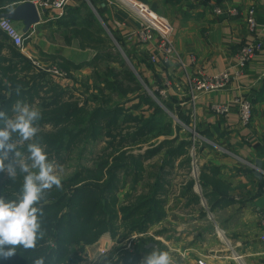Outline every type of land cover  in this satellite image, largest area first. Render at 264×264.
Segmentation results:
<instances>
[{
	"label": "trees",
	"instance_id": "obj_1",
	"mask_svg": "<svg viewBox=\"0 0 264 264\" xmlns=\"http://www.w3.org/2000/svg\"><path fill=\"white\" fill-rule=\"evenodd\" d=\"M27 1L30 0H0V14L9 13ZM88 3L86 0H79L76 5L70 3L56 22V29L66 41L76 40L82 48L96 50L87 63L48 55L46 60L53 66L44 68L22 55L0 31V112L4 113L0 127L14 116L13 108L17 103L29 104L41 112L40 119L34 122L37 128L34 137L24 140L17 133L12 134L9 142L15 147L8 153L9 158L19 153L20 157H25L24 163L31 165L27 145L39 143L48 153L50 162L65 163L80 147L107 139L91 165L80 164L71 175L61 178V187L53 186L42 194L39 203L43 236L36 246L31 249L17 246L16 254L0 260V264H35L39 258L44 259V264H81L86 248L105 235L118 242L127 241L110 252L107 264H141L153 251H168V247L156 239L158 234L152 235L149 230L167 217L168 175L177 161L181 167L191 165L188 152L192 140L183 139L178 133L174 136L170 113L148 93L121 54L110 53L117 49L116 43L123 47L125 40L110 22L104 0H88ZM124 51L131 57L129 50ZM108 59L116 60L118 66H103L102 61ZM134 60L132 57L131 61ZM139 62L145 61L140 59ZM148 67L150 72L156 70L149 63ZM53 68L59 70V74L54 73ZM140 75L168 111L176 109V102L180 105L165 80L155 88ZM161 90L167 91L166 96L161 95ZM246 97L254 106V100ZM37 100L38 105H35ZM145 105L147 109L143 110ZM179 105L178 118L189 127L191 111L178 108ZM176 129L181 128L176 126ZM196 132L215 141L197 126ZM202 147L213 148L205 142ZM159 155L160 162L146 164ZM9 158L3 160L5 167L0 169V197L15 200L21 195L26 173ZM8 165L15 169V176L5 171ZM200 171L199 183L210 210L226 207L232 201L228 196V182L218 176L219 171L214 167L202 166ZM194 183L193 180L188 182L182 197L188 195L189 203L198 204L192 189ZM263 188V184L259 186V190Z\"/></svg>",
	"mask_w": 264,
	"mask_h": 264
},
{
	"label": "crops",
	"instance_id": "obj_2",
	"mask_svg": "<svg viewBox=\"0 0 264 264\" xmlns=\"http://www.w3.org/2000/svg\"><path fill=\"white\" fill-rule=\"evenodd\" d=\"M37 1L39 0H30L37 6L40 16L38 24L32 25L25 32V25L22 21H13L25 35L26 40L32 42H26L22 51H27L28 53H26L34 58H37L38 55L44 58L48 55H59L74 63L89 62V57L88 59H81L82 57L74 59L70 53L57 52L47 41L42 40L44 39L43 34L47 30L56 29V22L61 17H56L40 3L37 5ZM139 1L148 3L154 11L161 15L164 14L173 22V40L184 65L173 62L167 70L164 69L165 66L161 65L156 69V72H152L161 76V80L169 81V91L176 94L181 108L189 109L194 115L198 129L215 140L213 142L208 140L216 146L215 148H200L198 161L201 167H214L219 171L218 176L228 182V196L232 199L226 207L212 211L214 216V221H212L207 218V214L203 216L207 212V208L210 210L209 202L203 195L200 183L201 197L194 183L192 189L198 197L199 203H189L190 196H188L187 201L183 198L178 206L186 202L185 207H187H184L186 212L189 210V205L191 208L195 206L202 208V211L197 209L199 215H194L192 216L194 219H191L194 226L197 224L194 234L198 241L195 239L194 245L198 244V246L185 247L182 242L185 240L178 239V241L180 240V242H176V245L179 246L178 251L183 255L188 251H193L196 257H205L204 260L207 264H235L231 251L240 253L248 264H263L264 226L261 224V216L264 215V191L263 189L259 190V186L264 185V0ZM78 3L79 0H73L71 5ZM251 5H254L257 10L260 26L257 35L263 43V48L237 77H233L227 87L211 93L197 92L193 105L189 98L188 77L195 75L198 69L204 70L206 74L214 75L235 63L238 49L252 39L245 22L247 8ZM216 7L223 9L232 7L238 13L216 14L214 11ZM108 10L111 23L113 20L127 22L125 28L116 29L125 40L126 35L136 24L132 23L123 12L112 10L110 7ZM139 48L146 49L142 45H139ZM134 55L140 56L136 51H134ZM235 71L236 69L232 68V74ZM152 72L151 75H154ZM242 94L254 100L253 116L247 126L242 123L236 105L233 103L235 97ZM222 102L230 105L227 117L217 115L211 110L212 104ZM257 161L262 164V169L259 172L256 170L257 167L254 169L249 165L257 166ZM202 200L205 201V205L202 204ZM223 211L227 216L218 222L216 216ZM176 212L185 221L186 216L180 210H176ZM170 220L167 214V217L157 225L165 224L167 231H170L172 223H174L171 220L170 225ZM202 222L204 225L208 222L210 224L208 223L205 227L201 225ZM220 223L228 233V252L225 250L226 245L220 241L215 242L214 237H211L214 235L216 238L214 225H221ZM184 228L175 227L179 235ZM182 236L184 237V234Z\"/></svg>",
	"mask_w": 264,
	"mask_h": 264
},
{
	"label": "rangeland",
	"instance_id": "obj_3",
	"mask_svg": "<svg viewBox=\"0 0 264 264\" xmlns=\"http://www.w3.org/2000/svg\"><path fill=\"white\" fill-rule=\"evenodd\" d=\"M86 2L88 3L87 0H86ZM88 5H89V3H88ZM162 15H164V14H162ZM99 19H100L101 25L103 27H105L106 25L104 24V22L101 20L100 17H99ZM168 19L170 20V18H168ZM107 32L110 36L112 35L111 33H109L108 30H107ZM43 38L44 39H42V40L47 41L54 48L55 51H57V52H63L64 51L65 53H70L74 59H76V58L79 59L81 57H82L81 59H83V58L88 59V57H89V59L91 61V59L93 58V56L96 52V50H94L91 47L82 48V46H80L76 40L73 41L71 39H69V40L67 39V41L69 42L68 43L64 39L62 32L60 30H58V28L51 30V31L47 30V32H45V34H43ZM26 42L29 43L30 41H28V39L25 40V45L27 44ZM30 43H32V42H30ZM115 45H116L117 49L116 50L115 49L110 50V53L115 54V52L118 51L121 54V57L124 59L125 63L127 64L126 66L129 68H131V67L133 68V69L131 68L132 71L135 73L137 78L140 79V81L143 83V86L145 89H147L148 93H150V95H152L154 100L157 103H159V105L166 112L170 113L169 115L171 116V119H172L173 130L175 131L174 136L178 133L181 138L186 139V140H192L194 137L193 134L195 135V133H197L196 132V122H195V118H194L192 112H191L192 123L190 124L189 127H187L185 124H183L184 122L178 118V112L179 111L177 112L176 109H177V105H179V104L176 102L175 103L176 109L172 112L168 111L163 106L161 99L158 98L157 95H155V93H153V90H151L149 87H147L145 85V81H144V79H142V77L140 75V73H141L143 75V77H145L153 85V87L159 88V86L162 84V82H161L162 77L158 76V74L154 73V72H152V74H154V75H151L150 68H149L150 66L148 67V63L150 65H152V67H155V69L160 68L161 64L151 63L149 61L148 52L146 50H141L139 48V45H140L139 43L126 44L125 42H123L122 43L123 47L119 43L118 44L116 43ZM123 48L125 50H129L132 53L131 57H128L126 55V52L124 51ZM120 49H122L123 51H121ZM134 51H136L138 54H140V56L135 57V55L133 54ZM26 52L22 51V49L20 51V53L22 55H26L28 57V59H30L34 64L40 63V65H44V68L53 66V65H50L51 61L46 60V58L40 57V55H38V57H37L38 59H37V58H34V56L33 57L30 56L29 54H27L28 52L27 53ZM4 53H7V51H4ZM132 57L135 59L133 62L131 61ZM140 59H142V61H145V62L140 63L139 62ZM126 60H129V62L131 63V66H129V64ZM102 65L103 66L104 65H110L113 67H117L118 63L116 60L108 59V60H103ZM87 72L89 74L91 73L90 71H87ZM155 72H156V70H155ZM77 74L80 75L81 73L78 72ZM81 75H83V74H81ZM161 95L166 96L163 94H161ZM76 96H78V95L76 94ZM35 105H38V100L36 101ZM178 108H181V106L179 105ZM145 109H147V105H145V107L143 108V110H145ZM179 116H180V113H179ZM176 126H178V127L180 126L181 129L177 130ZM46 128L50 129L49 127H46ZM183 129H184V131H183ZM198 140L199 141H197L198 146L196 148V153L199 155L201 145L204 144V142L205 143H210V142L208 141L209 139H207L206 137H204L202 135H201V139H198ZM106 141H107V139H101V140H98L95 142H90V144H88L86 147H84V146L80 147L79 149H77L74 152L72 158L67 160L65 163L53 162L52 164L54 165V170H55L56 174L60 178H65V177H68L69 175H71L76 170V168H78V166L80 164L91 165L94 157H96V155L102 151L103 147H105ZM210 144L214 148L216 147L214 144H212V143H210ZM190 147H191V145H190ZM188 151H189V149H188ZM221 153L224 155H227L223 152H221ZM9 156L10 155L8 154L7 158H9ZM188 156L191 158L190 151L188 152ZM9 159H10V162H14L17 165H20V162L25 161L24 156L20 157L19 155H16V154H14ZM160 160H161V157L159 155L155 159H153L152 161L147 162L146 164L150 165L153 163L160 162ZM191 161H192V158H191ZM178 162L179 161L176 162L174 170H172L170 175H168V180L170 183V186H169L170 190H169V193L166 195L167 201H168L167 205H166V207H167L166 212L168 214V217L172 221H174V223H172L170 231H167L166 226L164 224V225H157V226L151 227V229L149 230V233L152 235H156V233H157L158 235H156V239L163 241V243H165V245L168 247L167 252L170 256L171 264H197V259L199 257H196L193 254L194 253L193 251H188L187 254L183 255L182 253H180L178 251L179 246L176 245V242H180V240L178 241V239H181V240H185V241H182L185 247L188 246V248L189 247L193 248L194 246H198V244L194 245L195 244L194 241H196V240L198 241V238L196 239L197 236H196V234H194L196 229H197L196 228L197 224H195V226H194V224L192 223V220L194 219V218L192 219V216L199 215V211H196L197 209H200L202 211V208L200 206H195L194 208H191L189 205V210L186 212L184 210L186 202H184V203L180 204V206H178V204L183 200V198L186 201L188 199L187 198L188 195H186L185 197H182V191H183L184 185H186L185 183H188L191 180L194 181V179L192 178L191 173H190L191 172L190 171L191 165L186 166V167H181L178 165ZM5 171L8 172L7 166H6ZM200 173H201V171H200ZM199 176H200V174H199ZM123 195H124V192L121 193L120 197H122ZM176 210H180V212H182L183 215L186 216L185 221L183 220V218H181L182 216L181 217L179 216L180 214H176L177 213ZM226 216H227V214L223 211L222 213H220L216 216V219L218 222H221L222 220L225 219ZM171 220L169 223L170 225H171ZM208 223L204 225L202 222L201 225H204L205 227H207L206 225H208ZM178 226L179 227L180 226L185 227L183 230H181L180 235H179L178 231H176V229H175V227H178ZM219 226L222 227V224ZM152 229H155V230L153 231ZM224 230H226V229H224ZM121 233H122V230L119 231V234H121ZM160 233H161V235H159ZM225 233L228 237V233L226 231H225ZM183 234H184V237L182 236ZM211 237H214L213 239L215 240V242H218V241L222 242L219 238H217V237L215 238L214 235H211ZM104 242H106V243H104ZM125 243H127L126 240H124L122 242H118V240H114V239L110 238L109 235H105L98 242H96L95 244H92L91 246H88L86 248V252L84 254L85 259L81 262V264H107V262H109L108 258H109L110 252L119 249V247H121V245H123ZM223 245H227V244L223 243ZM107 246H108L107 250H105L104 252H101L102 251L101 248H103V247L105 248ZM204 258H201V259L204 260ZM233 261H235L234 262L235 264H248L245 257H242V259H241L242 262H239L238 260H233Z\"/></svg>",
	"mask_w": 264,
	"mask_h": 264
},
{
	"label": "built area",
	"instance_id": "obj_4",
	"mask_svg": "<svg viewBox=\"0 0 264 264\" xmlns=\"http://www.w3.org/2000/svg\"><path fill=\"white\" fill-rule=\"evenodd\" d=\"M72 1L73 0H39L37 1V5L40 3L41 6L50 10L56 17H62L65 14L67 6H69ZM104 2L106 3L107 8L110 7L112 10L123 12L132 23L136 24L126 35V44L139 43L144 46L146 48L145 50L148 52L149 61L153 64L169 66L173 62H179L184 65L181 57L178 55L173 40L174 25L167 17L154 11L148 3L139 0H104ZM214 11L216 14H222L224 12L229 14L238 13L237 10L232 7H229L228 9L216 7ZM245 22L247 31L249 35L252 36V39L238 49L236 60L233 65L229 67L227 66L222 72L214 75L206 74L204 70L198 69L195 75L188 77L187 84L189 86V95L193 105L197 92L211 93L227 87L233 77H237L263 48V43L257 35L260 26L257 19V10L254 5L247 8ZM112 24L115 29L125 28L127 26L126 21L113 20ZM0 31L7 36L8 40L14 47L20 50L24 48L26 37L14 25L13 21L4 17L0 18ZM192 60H194L193 57ZM232 68L236 69L234 74H232ZM53 72L59 74V71L55 68H53ZM165 82L169 88V81L165 80ZM166 93V90H161V94L166 95ZM233 103L236 105L242 123L245 126L249 125L253 116L252 102L242 94L236 96ZM211 110L217 115L227 117L230 112V105L223 102L214 103L211 106ZM193 136L190 147V155L192 158L190 173L195 181V188L200 192L201 197L202 191L199 185L201 165L198 161V154L196 153L197 141H199L198 139H201V136L197 133H195V135L193 134ZM249 165L254 169L256 168L253 164ZM202 204L205 205L204 200H202ZM206 214L208 219L214 221L213 213L208 208ZM261 224L264 226V215L261 216ZM214 229L216 237L223 243L227 244L225 250L228 252V237L225 230L218 224L214 225ZM107 248L108 246L101 248V252H104ZM231 254L235 260L242 262L241 259L243 256L240 253L231 251ZM197 264L207 263L203 259L198 258Z\"/></svg>",
	"mask_w": 264,
	"mask_h": 264
},
{
	"label": "clouds",
	"instance_id": "obj_5",
	"mask_svg": "<svg viewBox=\"0 0 264 264\" xmlns=\"http://www.w3.org/2000/svg\"><path fill=\"white\" fill-rule=\"evenodd\" d=\"M13 112L14 116L6 119L4 126L0 127V169L5 167L3 160L15 147L9 142L12 134L17 133L24 140H29L36 135L34 122L41 117L39 108L26 103H17ZM3 117L4 113L0 112V118ZM27 148L31 165L20 162L21 171L26 173L21 195L15 200L0 197V260L15 255L17 246L24 249L36 246L37 240L43 236L39 203L42 194L53 186L61 187V178L56 174L45 149L39 143H30ZM8 171L15 176V169L11 165H8ZM35 264H44V259H37ZM141 264H171V260L168 252L153 251L143 258Z\"/></svg>",
	"mask_w": 264,
	"mask_h": 264
},
{
	"label": "water",
	"instance_id": "obj_6",
	"mask_svg": "<svg viewBox=\"0 0 264 264\" xmlns=\"http://www.w3.org/2000/svg\"><path fill=\"white\" fill-rule=\"evenodd\" d=\"M2 17L8 18L11 21H22L25 25V29H24L25 32H27L32 25L38 24L40 22V16H39L37 6L30 1L19 4L13 11L9 13L1 14L0 18ZM105 29L109 31L107 27ZM120 50L122 51V49ZM126 61L128 62L129 66H131V63L129 62V60H126ZM256 165H257L256 170L257 172H259L262 169V164L260 161H257Z\"/></svg>",
	"mask_w": 264,
	"mask_h": 264
}]
</instances>
